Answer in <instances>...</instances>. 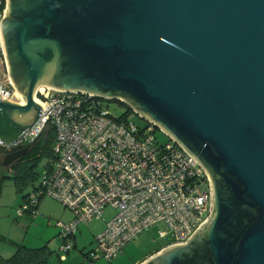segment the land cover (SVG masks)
I'll return each instance as SVG.
<instances>
[{
	"label": "water",
	"instance_id": "95a60500",
	"mask_svg": "<svg viewBox=\"0 0 264 264\" xmlns=\"http://www.w3.org/2000/svg\"><path fill=\"white\" fill-rule=\"evenodd\" d=\"M5 3L0 48L22 103L0 99V182L37 142L15 146L41 117L38 88L118 102L210 184L206 222L140 264H264V0Z\"/></svg>",
	"mask_w": 264,
	"mask_h": 264
},
{
	"label": "built area",
	"instance_id": "2783aa9c",
	"mask_svg": "<svg viewBox=\"0 0 264 264\" xmlns=\"http://www.w3.org/2000/svg\"><path fill=\"white\" fill-rule=\"evenodd\" d=\"M4 10L0 0V21ZM5 81L0 99L21 104L7 76ZM36 100L44 108L41 117L15 146H30L51 126V162L17 216L34 219L44 197L69 211L72 220L57 223L64 253L71 251L79 226L102 219L107 209L113 214L87 261L114 260L139 234L158 225L163 226L158 240H170L166 247L183 244L209 218L206 173L156 126L137 125L126 112L114 115L112 101L90 95L45 88Z\"/></svg>",
	"mask_w": 264,
	"mask_h": 264
},
{
	"label": "rangeland",
	"instance_id": "374dc122",
	"mask_svg": "<svg viewBox=\"0 0 264 264\" xmlns=\"http://www.w3.org/2000/svg\"><path fill=\"white\" fill-rule=\"evenodd\" d=\"M6 76L0 48V83L7 84ZM111 103L109 111L112 114L122 115L126 112L125 105L117 102ZM129 119L137 125H145V122L134 114H129ZM50 162L51 156L44 155L34 169L32 181L22 190L17 189L13 180L14 169L4 173L5 179L0 182V259L11 258L18 248L23 247L28 250H42L46 264H132L169 245V239L158 240L157 232L163 229V226L158 225L139 234L114 260L87 261L86 254L93 249L95 238L103 231L105 223L113 214L107 209L102 219L79 226L75 237L69 242L72 246L71 251L69 254L64 253L62 251L64 241L60 236L57 223L66 224L72 219L65 222V219L61 218L63 212L61 205L49 197H44L39 202L34 219L30 214L17 216V211L24 199L33 195L34 189L38 187L40 178ZM66 214L71 215L69 212ZM62 256H65L64 261Z\"/></svg>",
	"mask_w": 264,
	"mask_h": 264
},
{
	"label": "trees",
	"instance_id": "16d2710c",
	"mask_svg": "<svg viewBox=\"0 0 264 264\" xmlns=\"http://www.w3.org/2000/svg\"><path fill=\"white\" fill-rule=\"evenodd\" d=\"M3 3L5 6V0H3ZM129 114L133 113L127 108L126 115ZM53 140V128L51 126H48L43 135L33 145L30 152L25 157L15 162L11 166V168H9V171L11 169L15 170L13 180L16 184L17 189L22 190L27 185H29V183L33 179L32 177L34 169L44 155H52L51 147L53 144ZM2 179H5V177L3 176ZM159 250L160 249H158L155 253H157ZM0 264H46V261L45 254L42 250H28L20 247L16 250V253L11 258L0 259Z\"/></svg>",
	"mask_w": 264,
	"mask_h": 264
},
{
	"label": "crops",
	"instance_id": "0c3cea01",
	"mask_svg": "<svg viewBox=\"0 0 264 264\" xmlns=\"http://www.w3.org/2000/svg\"><path fill=\"white\" fill-rule=\"evenodd\" d=\"M38 208H39V206H38ZM66 212H69V211H67V210H65L64 208H63V212L60 214L62 217L61 218H63V219H65V222H68L70 219H72V215H68V214H66ZM70 213V212H69ZM71 214V213H70ZM157 250V249H156ZM155 253V252H154ZM154 253H152V254H154ZM69 254V253H68ZM152 254H149V255H147L145 258H143V260H141V261H139V262H133L132 264H140L141 262H143L145 259H147L150 255H152Z\"/></svg>",
	"mask_w": 264,
	"mask_h": 264
},
{
	"label": "flooded vegetation",
	"instance_id": "af4514ba",
	"mask_svg": "<svg viewBox=\"0 0 264 264\" xmlns=\"http://www.w3.org/2000/svg\"><path fill=\"white\" fill-rule=\"evenodd\" d=\"M8 152H9V151H8ZM7 155H8V154L1 155V156H0V162H1V161L4 159V157L7 156ZM10 168H11V166H10ZM8 171H9V170H8ZM8 171H7V172H8ZM2 177H3V176H2Z\"/></svg>",
	"mask_w": 264,
	"mask_h": 264
},
{
	"label": "bare ground",
	"instance_id": "6f19581e",
	"mask_svg": "<svg viewBox=\"0 0 264 264\" xmlns=\"http://www.w3.org/2000/svg\"><path fill=\"white\" fill-rule=\"evenodd\" d=\"M45 88H43V87H40V88H38V92H42L43 90H44ZM18 95V94H17ZM19 96V95H18Z\"/></svg>",
	"mask_w": 264,
	"mask_h": 264
}]
</instances>
